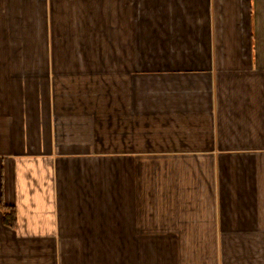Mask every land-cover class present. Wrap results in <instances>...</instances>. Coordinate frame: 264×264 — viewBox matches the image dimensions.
I'll use <instances>...</instances> for the list:
<instances>
[{
    "label": "crops",
    "instance_id": "0c3cea01",
    "mask_svg": "<svg viewBox=\"0 0 264 264\" xmlns=\"http://www.w3.org/2000/svg\"><path fill=\"white\" fill-rule=\"evenodd\" d=\"M0 264H264V0H0Z\"/></svg>",
    "mask_w": 264,
    "mask_h": 264
},
{
    "label": "rangeland",
    "instance_id": "374dc122",
    "mask_svg": "<svg viewBox=\"0 0 264 264\" xmlns=\"http://www.w3.org/2000/svg\"><path fill=\"white\" fill-rule=\"evenodd\" d=\"M117 247L119 250L120 256H127L128 246H112L109 244L104 245H81V246H72V254L83 256L87 252L88 256H112V249ZM131 247V246H130ZM175 246H168L169 250L173 249ZM188 248V246H186ZM161 248L163 246H145V245H136L134 246V251L132 254L134 256H162ZM61 246L58 248V254L60 253ZM114 250V249H113ZM131 251V250H130ZM192 252V250H191ZM191 252L188 256H191ZM204 256H211V252L209 253V246H205ZM86 253V255H87ZM209 253V254H208ZM60 255V254H59Z\"/></svg>",
    "mask_w": 264,
    "mask_h": 264
},
{
    "label": "trees",
    "instance_id": "16d2710c",
    "mask_svg": "<svg viewBox=\"0 0 264 264\" xmlns=\"http://www.w3.org/2000/svg\"><path fill=\"white\" fill-rule=\"evenodd\" d=\"M3 220H4V222L12 225L13 221H14L13 211L12 210L4 211L3 212Z\"/></svg>",
    "mask_w": 264,
    "mask_h": 264
}]
</instances>
